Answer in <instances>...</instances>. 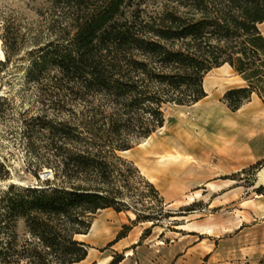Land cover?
<instances>
[{
    "label": "trees",
    "instance_id": "obj_1",
    "mask_svg": "<svg viewBox=\"0 0 264 264\" xmlns=\"http://www.w3.org/2000/svg\"><path fill=\"white\" fill-rule=\"evenodd\" d=\"M68 1L77 8L73 37L63 48L43 50L32 70L56 66L57 95L69 90L76 102L93 104L102 93V107L92 105L86 119L40 115L27 123L29 134L47 137L48 155L42 163L54 176L41 187H4L10 169L0 157V264L85 260L91 246L79 236L90 231L103 209L132 210L125 196L139 195L135 185L140 181L165 203L155 184L117 152L163 127L166 105L190 106L207 96L204 80L214 68L229 63L246 80V85L225 92L223 100L231 110L253 93L264 100V0H168L163 11L152 14L141 9L128 14L129 0ZM3 65L1 61V80ZM55 106L61 113L67 103L59 98ZM263 163L244 172L254 175ZM257 191L264 193V187ZM133 212L134 225H159L158 218ZM132 227L124 224L110 245ZM123 259L114 257L109 264Z\"/></svg>",
    "mask_w": 264,
    "mask_h": 264
},
{
    "label": "rangeland",
    "instance_id": "obj_2",
    "mask_svg": "<svg viewBox=\"0 0 264 264\" xmlns=\"http://www.w3.org/2000/svg\"><path fill=\"white\" fill-rule=\"evenodd\" d=\"M167 3L168 0H129L126 10L128 14L135 9L152 14L163 11ZM76 9L75 2L68 0H0V65L1 61L5 62L2 80L0 78V157L10 169L9 178L2 182L4 187L12 183L41 187L47 173L52 174L51 179L54 176L53 169L42 163L48 155L44 147L47 137L29 134L27 123L40 115L46 119H86L92 105L102 107V93L96 95L93 104L76 102L69 90L57 95L53 89V78L58 75L56 66L48 65L41 72L32 70L33 62L41 61L44 51L63 48L69 43L74 35L72 18ZM261 28L264 30V24ZM212 77V73L207 74L208 88L216 86ZM59 98L67 103L61 113L55 106ZM164 110L167 117L172 118L180 115L184 108L169 104ZM96 119L102 124V115ZM177 122V119L172 120L170 126ZM172 132L170 136L174 135ZM144 140L139 139L135 146ZM122 153L117 152L127 159L132 156L131 152ZM245 178L253 180L254 176L249 171ZM135 186L139 195L133 197H142L141 202L125 196L132 210L121 214L125 224L133 225L128 235L131 232L130 240L134 243L129 249H124L122 244L117 250L110 244L97 247L93 255L100 257L101 263L105 250L107 254L112 253L113 258L124 256L121 264H260L263 259L264 209L260 205L243 206L236 201L210 208L205 200L192 194L187 199L189 204L170 206L161 203L147 183L140 181ZM133 209L158 218L159 225L153 227L152 221L134 225ZM170 213L173 216H169ZM243 213L245 222H242ZM97 217L93 238L102 236L99 230L102 220L106 219L102 212ZM110 219L114 221L113 217ZM135 226L138 227L134 229ZM127 252L131 255L127 256ZM93 255L82 264H93Z\"/></svg>",
    "mask_w": 264,
    "mask_h": 264
},
{
    "label": "crops",
    "instance_id": "obj_3",
    "mask_svg": "<svg viewBox=\"0 0 264 264\" xmlns=\"http://www.w3.org/2000/svg\"><path fill=\"white\" fill-rule=\"evenodd\" d=\"M209 73H212V82L216 86L207 87L206 75L204 86L207 96L193 105L178 106L184 111L178 116L168 117L158 134L154 132L145 145L140 143L123 153H132L129 160L155 184L170 206L189 204L187 199L193 194V197L205 200L210 208L237 201L243 206L255 203L264 209V193L257 191L264 187V163L253 175V184H250L251 179L245 178L244 172L264 161V100L253 93L250 100L233 111L223 96L231 88L246 85V80L229 63ZM174 119L178 122L172 127L170 124ZM171 131L174 135L170 136ZM100 212L106 216L99 230L102 236H92L101 216L96 215L90 231L79 236L90 244L89 254L76 264L89 260L97 247L104 248L114 241L125 224L122 212L113 208ZM245 216L243 213L242 222H245ZM130 238L131 232L115 242L113 250L121 244L124 249H129L134 243ZM107 251L102 252V263L100 257L93 255V264L110 263L113 255ZM129 255L131 253L127 252Z\"/></svg>",
    "mask_w": 264,
    "mask_h": 264
},
{
    "label": "bare ground",
    "instance_id": "obj_4",
    "mask_svg": "<svg viewBox=\"0 0 264 264\" xmlns=\"http://www.w3.org/2000/svg\"><path fill=\"white\" fill-rule=\"evenodd\" d=\"M162 128V127H161ZM149 139H146L142 142V145H145L148 142ZM211 231V230H210ZM210 231H205V233L210 234Z\"/></svg>",
    "mask_w": 264,
    "mask_h": 264
},
{
    "label": "built area",
    "instance_id": "obj_5",
    "mask_svg": "<svg viewBox=\"0 0 264 264\" xmlns=\"http://www.w3.org/2000/svg\"><path fill=\"white\" fill-rule=\"evenodd\" d=\"M51 176H52V174H51V173H47V174H46V176H45V178H47V179H48V178H50Z\"/></svg>",
    "mask_w": 264,
    "mask_h": 264
}]
</instances>
